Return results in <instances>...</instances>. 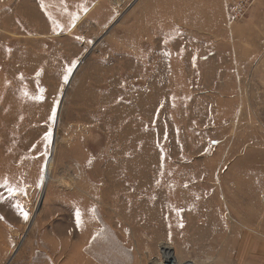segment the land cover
Returning <instances> with one entry per match:
<instances>
[{
	"label": "rangeland",
	"instance_id": "obj_1",
	"mask_svg": "<svg viewBox=\"0 0 264 264\" xmlns=\"http://www.w3.org/2000/svg\"><path fill=\"white\" fill-rule=\"evenodd\" d=\"M236 1L0 0V264H264V0Z\"/></svg>",
	"mask_w": 264,
	"mask_h": 264
},
{
	"label": "built area",
	"instance_id": "obj_2",
	"mask_svg": "<svg viewBox=\"0 0 264 264\" xmlns=\"http://www.w3.org/2000/svg\"><path fill=\"white\" fill-rule=\"evenodd\" d=\"M249 0H237L229 9L227 21L229 23L234 22L240 16V12L244 9L245 4L248 3Z\"/></svg>",
	"mask_w": 264,
	"mask_h": 264
},
{
	"label": "water",
	"instance_id": "obj_3",
	"mask_svg": "<svg viewBox=\"0 0 264 264\" xmlns=\"http://www.w3.org/2000/svg\"><path fill=\"white\" fill-rule=\"evenodd\" d=\"M119 17H121V15H119L114 21L113 24L119 19ZM112 24V25H113ZM60 108L61 106L59 105L58 110H57V117H56V121H55V128H54V135H53V144H52V149H51V154H50V159L51 157H53V152H54V148H55V140H56V133H57V118H58V114L60 113ZM45 180H47V174L45 176ZM46 182V181H45ZM45 186H43L42 191H44Z\"/></svg>",
	"mask_w": 264,
	"mask_h": 264
},
{
	"label": "bare ground",
	"instance_id": "obj_4",
	"mask_svg": "<svg viewBox=\"0 0 264 264\" xmlns=\"http://www.w3.org/2000/svg\"><path fill=\"white\" fill-rule=\"evenodd\" d=\"M139 162V161H138ZM145 164V163H144ZM264 195V194H263ZM263 198H264V196H263ZM168 246V245H167ZM166 256H167V259L169 260V259H172L170 262H169V264H176V262H175V258H174V256L171 254V253H167L166 254ZM165 256V257H166ZM177 261V260H176Z\"/></svg>",
	"mask_w": 264,
	"mask_h": 264
},
{
	"label": "snow or ice",
	"instance_id": "obj_5",
	"mask_svg": "<svg viewBox=\"0 0 264 264\" xmlns=\"http://www.w3.org/2000/svg\"><path fill=\"white\" fill-rule=\"evenodd\" d=\"M68 71H71V69H69ZM65 79H66V77H65ZM22 214L24 216V219H27V213H22Z\"/></svg>",
	"mask_w": 264,
	"mask_h": 264
}]
</instances>
